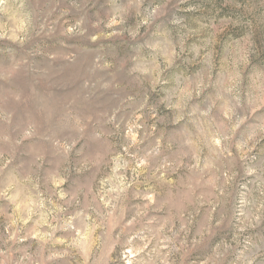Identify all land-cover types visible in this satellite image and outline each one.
Instances as JSON below:
<instances>
[{
    "label": "clouds",
    "instance_id": "clouds-1",
    "mask_svg": "<svg viewBox=\"0 0 264 264\" xmlns=\"http://www.w3.org/2000/svg\"><path fill=\"white\" fill-rule=\"evenodd\" d=\"M225 4L0 0V264H264V0Z\"/></svg>",
    "mask_w": 264,
    "mask_h": 264
},
{
    "label": "rangeland",
    "instance_id": "rangeland-1",
    "mask_svg": "<svg viewBox=\"0 0 264 264\" xmlns=\"http://www.w3.org/2000/svg\"><path fill=\"white\" fill-rule=\"evenodd\" d=\"M194 2L201 3L205 10L198 13H182L188 18L189 23L194 20L207 22L214 15H235L237 13V10L232 8L231 5L225 4V0H194ZM104 3L105 0H88L89 15L95 11H99L103 15ZM217 9L219 12H217ZM233 31L235 32L236 30Z\"/></svg>",
    "mask_w": 264,
    "mask_h": 264
}]
</instances>
